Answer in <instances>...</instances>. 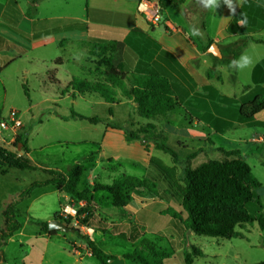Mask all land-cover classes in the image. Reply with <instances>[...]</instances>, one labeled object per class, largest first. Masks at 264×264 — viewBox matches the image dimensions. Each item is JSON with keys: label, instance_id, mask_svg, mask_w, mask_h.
Segmentation results:
<instances>
[{"label": "rangeland", "instance_id": "374dc122", "mask_svg": "<svg viewBox=\"0 0 264 264\" xmlns=\"http://www.w3.org/2000/svg\"><path fill=\"white\" fill-rule=\"evenodd\" d=\"M68 1L69 4H66V0H49L40 14L67 13L82 17L86 0ZM245 7L248 23L246 20L242 28L237 25V32L240 34L230 44H220L222 56L215 57L219 65L211 68L214 70L211 86L219 94L228 97L241 98L254 88L252 68L255 63L264 59V42H257L264 41V32L254 34L248 28L249 22L252 24L254 21H264V0H250ZM170 13L176 19L182 16L175 9H170ZM166 17L167 14H164L162 21ZM0 28L4 29L2 26ZM163 29L162 27L161 30ZM242 44L246 45L240 50ZM91 46L92 42L87 39V34L76 32L67 38L66 48L70 56L64 53V48L49 43L16 58L3 69L0 73V146L23 155L25 151L15 146L17 138L21 136L22 140L27 141L31 151V157L29 154L27 156L37 165L68 173L74 164H83L86 171L80 189H89L94 197L95 229L79 226L73 220L69 225L72 232H58L60 238H49L35 222L49 223L57 219V216L64 222L70 218L63 212L64 206L71 204L78 211L85 202L64 193L60 195L52 192L56 190L52 186L36 188L29 198L18 205L22 227L3 248L4 260L0 259V264H100L90 253L86 241L74 231L77 228L82 235L94 240L107 256L113 257L107 260L108 264H138L125 259L123 255L132 252L142 238L156 240L158 248L173 254L165 264H184L183 251L190 245L203 251V256L195 258L194 264H254L264 261V231L256 223L237 228L242 237L230 240L199 236L189 231L185 233L183 224L171 218L173 211L185 218L180 206L173 201L154 200L142 204L141 201L149 198V193L135 192L133 200L123 209L126 217L122 218V210L113 206L108 193L94 192L95 185H109L123 176L143 179L148 173L147 159L162 167L178 188L183 190L182 177L187 166L196 167L209 160H223L225 155L220 148L238 149L261 183L257 193L264 204V127L235 124L224 133H218L209 125L208 127L191 117L182 105L176 106L167 117L146 119L137 114L133 104L124 102L126 97L120 91L114 105L107 104L96 94L87 93L75 98L62 96L69 81L68 77L65 78L68 72L79 77L77 66L93 65L97 67L98 73L99 69L104 70L97 66L99 59L89 55ZM237 51L238 55L234 59ZM125 53L126 47L122 43L114 56V62L118 66L124 63ZM2 54L12 55L14 51H4ZM242 55L249 56L251 63L239 69L233 62ZM34 56L44 57L49 62L52 60L49 71L55 69V59L59 57H62L65 64L60 67V74L56 72L54 77L53 72H50L44 79H37L35 82L30 74L42 73L45 67L43 61H35ZM199 68L200 73L202 70H210L205 64ZM53 78L64 81H60V85L54 84ZM25 82L30 89V98L24 91ZM128 88H131L130 84ZM111 107L113 116L109 114ZM12 110L17 113L19 125L9 117ZM72 113L97 117L101 121L93 125L87 120L72 118ZM108 124L120 129L106 132ZM148 125H153L155 131L166 139V143L177 151L178 163H174L169 154L155 148V138L151 134H141V139L137 141L125 140L126 129L139 131ZM101 141L107 144L103 150L100 147ZM129 148L136 153L127 152ZM47 178L41 171H20L0 159V229L3 226L2 211L6 205L32 182ZM57 198L61 203L59 211L53 214L58 209ZM102 228L109 229L110 233H103L99 230ZM116 232H122L127 237L138 235L140 238L137 241L123 239L116 236Z\"/></svg>", "mask_w": 264, "mask_h": 264}, {"label": "trees", "instance_id": "16d2710c", "mask_svg": "<svg viewBox=\"0 0 264 264\" xmlns=\"http://www.w3.org/2000/svg\"><path fill=\"white\" fill-rule=\"evenodd\" d=\"M28 1L31 6L29 14L33 15L37 11L36 5L43 0ZM10 2L16 4V0H10ZM185 2L186 0H158L162 13L168 8H176ZM248 2L250 0L245 1L241 10L233 18L229 26L230 33L237 32L239 21L246 22L249 19L245 15V6ZM86 11L89 19L130 28L131 31L124 38L122 34H118L111 39L92 40L89 54L99 59L97 66L104 68V70L99 69L101 78L95 82L73 78L63 90V94H97L106 103L114 105L117 103V95L120 91L124 97L133 100L137 105V114L146 119L167 117L176 106L182 105L191 117L205 122L218 133H224L235 124L264 127V121L255 119V116L264 110V78L257 80L258 71L264 70V60L253 72L254 88L241 98L221 95L212 86L197 89L195 80L177 57L136 28L134 15L92 9L88 5V0H86ZM122 43L126 47L125 61L118 66L114 62V56ZM210 45L211 43L207 49ZM245 45L242 44L240 50ZM237 55L238 51L234 53V59ZM61 63V60H57V64L61 65ZM206 75L209 79L213 78L214 70H208ZM128 84L131 88H128ZM24 91L30 98L26 86ZM109 114L113 116L112 107L109 108ZM72 118L84 119L90 124H98L101 121L97 117H86L77 113H72ZM107 126L120 129L112 124ZM124 133L127 142L140 140L141 134L153 135L155 148L169 154L173 162L178 163L177 151L166 143V139L155 131L153 125H148L139 131L126 129ZM20 144L25 154L21 155L17 151L0 146V159L17 170L41 171L48 178L32 182L4 208L3 226L0 229L1 260H4L3 248L22 227L18 205L29 198L36 188L52 186L60 193L85 202L77 215L64 220V223L69 226L71 221L75 220L79 226L95 229L94 197L89 189H80L86 171L84 165L76 163L68 173L42 167L27 156L30 149L27 141L22 140L21 136L17 138L15 146L19 147ZM219 150L225 155L223 160H209L196 167L185 168L182 177L183 190H180L171 176L156 163L149 165L147 176L143 179L123 176L109 185L97 184L93 190L108 193L113 206L122 210V218L126 217L123 209L133 200V194L147 191L149 198L141 201L142 204L154 200H165L173 201L180 206L185 218L175 211L170 216L183 224L185 233L190 231L199 236L230 240L242 237V233L237 228H245L255 223L264 231V204L257 193L261 187L260 181L240 150L223 148ZM59 219L62 218L57 216V220ZM35 225L40 227L42 233L51 237L58 234L57 231L48 230V222H35ZM99 230L105 234L110 233V230L106 228ZM74 231L79 238L86 241L90 253L100 264H108L107 260L113 259L107 256L94 240L82 235L80 229L77 228ZM115 235L132 241L140 238L138 235L127 237L122 232H116ZM202 256L203 251L199 247L190 245L183 251L184 264H194L195 258ZM123 257L138 264H165V261L172 258L173 254L158 248L156 240L142 238L139 245ZM254 264H264V261Z\"/></svg>", "mask_w": 264, "mask_h": 264}, {"label": "crops", "instance_id": "0c3cea01", "mask_svg": "<svg viewBox=\"0 0 264 264\" xmlns=\"http://www.w3.org/2000/svg\"><path fill=\"white\" fill-rule=\"evenodd\" d=\"M141 1L142 0H88V5L90 8L96 10L134 15L136 18V28L142 30L149 37L156 40L163 48L172 52L186 68L190 76L195 80L197 89H202L205 86H211V79H209L207 75L205 76V73H207L208 70H202V73H200L199 67L200 65L205 64L208 69H211L219 65V63L215 61V57L219 56L213 55L210 52V48H212V45L214 44L217 45L222 56L223 52L220 48V44H230L236 35L240 34L239 32L230 33L229 26L233 18L243 7L246 0H231V6L225 3V0H215V4L209 6L205 5L204 0H186L185 3L177 6L176 8H168L164 13L161 12L162 18L164 17V14H167V17L163 21L161 19V22L158 25H152L145 17V14L140 11L139 4ZM150 1L159 5L158 0ZM47 3H49V0L39 2L36 5L37 11H35L32 15L29 14L31 6L28 0H16V4L11 3L10 0H0V26L4 27V29L0 28V73H2L3 69L9 66L16 58L25 56L29 54L31 50L38 47H44L49 43H54L58 47L64 48V53H67L66 55L70 54L66 48L67 38L76 32H84L87 34V39L92 41L95 39H111L113 36L118 34H122L124 38L131 31L130 28H125L123 26L111 23L106 24L100 22L99 20L89 19L85 1L83 5V16L80 18L71 16L67 13H55L51 15L47 13L45 15H41V10ZM66 4H69L68 0H66ZM170 9H175L180 12L182 15L180 19L173 18L171 16ZM142 22L146 24L144 25ZM244 22V20H241L238 22V25L242 28L244 27ZM252 24L248 27L250 28V33L262 34V32H264V21ZM162 27L164 28L163 30H161ZM210 43L211 45L207 49ZM212 49L216 50L214 48ZM10 50H13L14 54H2L4 51ZM65 56H63V58H65ZM33 59L35 61H43V65L45 67V70L42 73L33 72L30 74L35 82H37V79H44V76L50 72H53V76L55 77L56 72L59 73L60 67H63L65 64L62 57H59L55 59V69L49 71V64L53 63L52 60L49 62V59L35 56ZM57 60L62 61L61 65L57 64ZM263 60L255 63L252 68L251 80L253 83V72ZM77 68L80 71V74L78 75L79 77H76L74 75L75 73L72 74L71 72H68L65 76V78L68 77L69 79L66 86L73 78H79L91 82H95L101 78L100 74L97 72V67L95 68L93 65L88 67L77 66ZM263 73V69L258 71V81L264 78ZM21 75L24 74L22 73ZM25 79L27 78L25 77ZM60 81H62L60 78H53L52 82L60 85ZM0 82H2L1 79ZM25 84L28 88L30 96L28 83L25 82ZM63 95H69L73 98L82 96V94H63L62 91V96ZM125 99L126 100L124 102L133 104L134 108L137 107L133 100H129L128 98ZM255 119L264 121V110L258 113L255 116ZM206 125L208 126V124ZM106 130V132H111V130L114 129L108 127ZM106 146L107 144L101 141V150H103ZM126 151H131L133 154L136 153L135 150L131 148ZM30 153L29 157H31ZM147 163L149 166L154 162L147 159ZM52 192H56L61 195L59 191L54 190ZM57 199L59 201L58 209H56L53 214L59 211L61 201L59 198ZM56 237H59L58 234L52 237L49 236L51 239Z\"/></svg>", "mask_w": 264, "mask_h": 264}, {"label": "built area", "instance_id": "2783aa9c", "mask_svg": "<svg viewBox=\"0 0 264 264\" xmlns=\"http://www.w3.org/2000/svg\"><path fill=\"white\" fill-rule=\"evenodd\" d=\"M140 11L145 14V17L152 25H158L162 19L161 8L158 4L152 3L150 0H142L139 4ZM9 117L12 121H15L18 125L20 122L16 120V111H10ZM63 212L70 217H75L77 215L76 209L71 204L63 207Z\"/></svg>", "mask_w": 264, "mask_h": 264}, {"label": "water", "instance_id": "95a60500", "mask_svg": "<svg viewBox=\"0 0 264 264\" xmlns=\"http://www.w3.org/2000/svg\"><path fill=\"white\" fill-rule=\"evenodd\" d=\"M212 48H214L216 50H213ZM212 48H210V52L215 56L221 57V53H220L217 45H215V44L212 45ZM20 148H21V145H19V149ZM48 230L50 232L57 231V232H65V233L73 231V229L70 226H68L66 223H64L60 220H57V219H53L48 223Z\"/></svg>", "mask_w": 264, "mask_h": 264}, {"label": "clouds", "instance_id": "9594fccd", "mask_svg": "<svg viewBox=\"0 0 264 264\" xmlns=\"http://www.w3.org/2000/svg\"><path fill=\"white\" fill-rule=\"evenodd\" d=\"M204 2L206 6L215 4V0H204ZM225 3L231 6V0H225ZM250 63H251V59L247 55H242L238 60L233 62L234 66L239 69H243L247 67Z\"/></svg>", "mask_w": 264, "mask_h": 264}]
</instances>
